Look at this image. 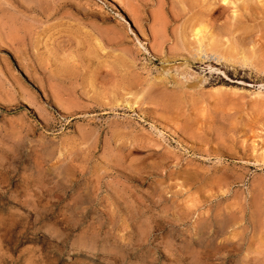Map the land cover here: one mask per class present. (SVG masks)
<instances>
[{
    "label": "rangeland",
    "instance_id": "obj_1",
    "mask_svg": "<svg viewBox=\"0 0 264 264\" xmlns=\"http://www.w3.org/2000/svg\"><path fill=\"white\" fill-rule=\"evenodd\" d=\"M114 1L0 0V264H264V0Z\"/></svg>",
    "mask_w": 264,
    "mask_h": 264
},
{
    "label": "bare ground",
    "instance_id": "obj_2",
    "mask_svg": "<svg viewBox=\"0 0 264 264\" xmlns=\"http://www.w3.org/2000/svg\"><path fill=\"white\" fill-rule=\"evenodd\" d=\"M111 2H115L114 0H110ZM222 1H224V3H227L228 2V0H222ZM239 2V1H238ZM232 3H233V1H232ZM115 4V3H114ZM229 4V3H228ZM237 4V3H236ZM233 5H234V3H233ZM208 35V34H207ZM210 35V34H209ZM209 38L211 37V35L210 36H208ZM39 166V165H38ZM227 224V223H226ZM212 256V255H211ZM124 259H125V257H124ZM129 259V258H128ZM117 261V260H116ZM120 263V262H119ZM116 264H117V262H116Z\"/></svg>",
    "mask_w": 264,
    "mask_h": 264
},
{
    "label": "trees",
    "instance_id": "obj_3",
    "mask_svg": "<svg viewBox=\"0 0 264 264\" xmlns=\"http://www.w3.org/2000/svg\"><path fill=\"white\" fill-rule=\"evenodd\" d=\"M224 84H228L227 82H223Z\"/></svg>",
    "mask_w": 264,
    "mask_h": 264
}]
</instances>
